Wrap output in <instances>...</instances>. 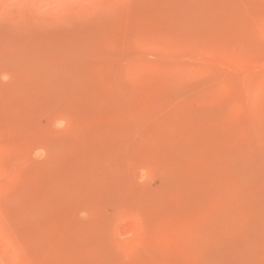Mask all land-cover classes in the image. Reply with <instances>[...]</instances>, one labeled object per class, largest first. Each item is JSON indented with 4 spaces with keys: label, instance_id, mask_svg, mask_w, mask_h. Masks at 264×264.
Instances as JSON below:
<instances>
[{
    "label": "rangeland",
    "instance_id": "374dc122",
    "mask_svg": "<svg viewBox=\"0 0 264 264\" xmlns=\"http://www.w3.org/2000/svg\"><path fill=\"white\" fill-rule=\"evenodd\" d=\"M0 264H264V0H0Z\"/></svg>",
    "mask_w": 264,
    "mask_h": 264
}]
</instances>
